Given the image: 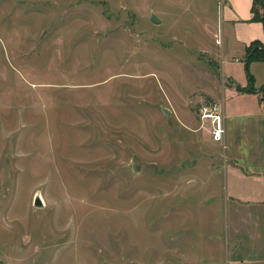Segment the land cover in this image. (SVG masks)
Returning a JSON list of instances; mask_svg holds the SVG:
<instances>
[{
    "label": "rangeland",
    "instance_id": "obj_1",
    "mask_svg": "<svg viewBox=\"0 0 264 264\" xmlns=\"http://www.w3.org/2000/svg\"><path fill=\"white\" fill-rule=\"evenodd\" d=\"M223 2L0 0V264H206L216 167L264 166V65L222 69ZM229 89L254 95L215 142Z\"/></svg>",
    "mask_w": 264,
    "mask_h": 264
},
{
    "label": "crops",
    "instance_id": "obj_2",
    "mask_svg": "<svg viewBox=\"0 0 264 264\" xmlns=\"http://www.w3.org/2000/svg\"><path fill=\"white\" fill-rule=\"evenodd\" d=\"M251 5L252 0H224L222 5L223 15L220 19L221 48L224 43V34L227 44L230 47L233 46L232 49L228 50V54L221 58L222 69H225L228 77L234 76L241 87L247 85V77L241 79L238 77L239 74L236 76L233 73V70L236 67L239 71L244 70V61L241 59H244L245 48L252 41H264L262 23L250 20ZM258 65L263 66L264 62H251L249 72L251 73L253 67ZM251 75L253 76L252 73ZM228 92L233 93V95L230 96L229 93H226L225 96L220 98L219 109L216 107V112L221 114L224 120L226 115L235 112L230 108L233 101L231 98L236 96L244 98L254 95L252 93L237 94L235 89H229ZM258 102L262 108H256L251 113H254L255 123L261 127V119L263 120L264 116V103L261 100H258ZM260 102L262 103L260 104ZM260 121L261 123H259ZM208 130L210 133V125ZM224 133H226V130ZM256 153L257 151L246 152L249 155L244 161H238L237 158L230 157L233 160L232 163H221L220 167L219 165L217 167L213 166L214 169L216 167V169L222 170L221 175H213L218 178L222 176V179L217 183L220 187L215 191L220 195L209 194V196L205 195L204 198L208 196L212 202H217V205L213 206L216 209H213L212 213H208L210 217L214 218L217 215H214L217 210L220 212V219L223 218L224 221L221 233L212 234V239L206 242L207 247L204 248L203 244L199 243L196 248L198 249L202 244L201 250L205 254L200 252L197 256L200 255V259L203 258L206 264H264V166L262 162L255 161L254 155ZM222 203H226L223 204L225 208ZM255 210H257L255 214L258 225L254 222V217L252 218ZM250 224L251 227H249ZM216 251L217 257L206 258L204 256H212Z\"/></svg>",
    "mask_w": 264,
    "mask_h": 264
},
{
    "label": "trees",
    "instance_id": "obj_3",
    "mask_svg": "<svg viewBox=\"0 0 264 264\" xmlns=\"http://www.w3.org/2000/svg\"><path fill=\"white\" fill-rule=\"evenodd\" d=\"M250 20L261 22L264 30V0H252ZM254 61L264 62V41L254 40L245 48L244 70L249 87H252L254 85V78L249 72V64ZM260 100L264 103L263 98H261Z\"/></svg>",
    "mask_w": 264,
    "mask_h": 264
},
{
    "label": "built area",
    "instance_id": "obj_4",
    "mask_svg": "<svg viewBox=\"0 0 264 264\" xmlns=\"http://www.w3.org/2000/svg\"><path fill=\"white\" fill-rule=\"evenodd\" d=\"M216 111V106L203 105L199 113L204 122L209 121L210 134L213 140L220 141L223 137L224 129L222 127V116Z\"/></svg>",
    "mask_w": 264,
    "mask_h": 264
},
{
    "label": "water",
    "instance_id": "obj_5",
    "mask_svg": "<svg viewBox=\"0 0 264 264\" xmlns=\"http://www.w3.org/2000/svg\"><path fill=\"white\" fill-rule=\"evenodd\" d=\"M150 20L154 23H159V19L157 18V16L154 13H151L150 15ZM165 113H168V110H164ZM34 204L37 206H40L42 204L39 196H35L34 198Z\"/></svg>",
    "mask_w": 264,
    "mask_h": 264
}]
</instances>
